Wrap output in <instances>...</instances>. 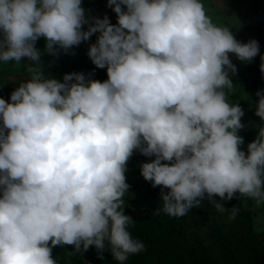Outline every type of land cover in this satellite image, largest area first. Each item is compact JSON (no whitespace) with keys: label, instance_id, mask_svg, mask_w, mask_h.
<instances>
[{"label":"clouds","instance_id":"clouds-1","mask_svg":"<svg viewBox=\"0 0 264 264\" xmlns=\"http://www.w3.org/2000/svg\"><path fill=\"white\" fill-rule=\"evenodd\" d=\"M106 6L116 24L87 17L81 0H0V62H31L28 79L0 97V264H57L56 245H73L70 254L107 246L120 264L143 251L124 211L134 149L155 157L140 172L162 186L157 211L184 216L205 194L230 218L239 209L223 201L236 194L264 205V89L247 153L244 111L229 99L237 71L229 53L250 62L258 41L237 40L204 0ZM96 32L87 55L106 66V80L45 74L44 51H67ZM259 67L264 74V54Z\"/></svg>","mask_w":264,"mask_h":264},{"label":"rangeland","instance_id":"rangeland-1","mask_svg":"<svg viewBox=\"0 0 264 264\" xmlns=\"http://www.w3.org/2000/svg\"><path fill=\"white\" fill-rule=\"evenodd\" d=\"M206 1L204 0L205 6L214 22L231 26L230 31L241 42L255 39L259 44V52L250 62L240 61L234 54L229 53L230 59L237 68L234 75L230 73L234 86L229 91V99L231 102L239 103L244 111L241 122L245 126L238 130V134L244 139L239 147L247 153V144L255 139L258 131L256 125L261 123L260 117L255 115V101L259 99L256 95L257 90L264 89V74L259 67L261 54H264V19L258 14L264 15V0L261 2L231 0L239 9L233 16H229L228 12L217 10L214 6L211 7L212 4H206ZM108 9L110 23L116 24L117 14L111 7ZM97 36L98 34H92L88 40L81 42L79 66L73 65L62 49L58 50L59 55L44 51L41 63L45 74L48 73L62 80L65 73L82 72L86 80H106V66L97 67L87 55L89 45L96 41ZM36 47L43 49L44 46L40 44ZM30 63L27 60L19 64L0 62V97L8 101L10 93L18 83L28 79ZM64 63L71 65L73 69L70 71L67 66V69L62 70ZM132 157L138 169L142 162L146 159L150 160V157H145L135 149ZM125 176L129 189L125 196L124 211L142 232L153 240L164 264H259L258 248L248 238L259 239L264 251V205L257 206L251 198L239 197V194H236L231 199L223 201L227 209L233 206L239 209L235 218H230L229 211H218L207 200V194H205V199L199 207H193L187 214L175 219L173 226L180 237L170 238L164 234L162 228L156 225V221L162 220L166 215L163 211H157L162 206V198L154 194L149 181L145 180L141 173L131 170L128 162ZM158 187L161 191L162 186L158 185ZM164 191L167 192L168 189L165 187ZM215 198L221 199L219 196ZM72 251L73 245L52 247V255L60 264H120L112 258L107 246L100 254L95 246L91 245L83 252L70 254ZM123 264L157 263L144 246L143 251L129 254Z\"/></svg>","mask_w":264,"mask_h":264},{"label":"trees","instance_id":"trees-1","mask_svg":"<svg viewBox=\"0 0 264 264\" xmlns=\"http://www.w3.org/2000/svg\"><path fill=\"white\" fill-rule=\"evenodd\" d=\"M253 1H255V0H253ZM257 7H259V6H257ZM103 16H104V14H99V15H97L95 17L103 18ZM91 17H94V16H91ZM108 17H109V21H110L111 20L110 15ZM98 35H99V33H98ZM35 43H36V45L42 44L44 46L45 39L43 37H40V38L37 39V41ZM59 53L60 52L58 51L57 54L59 55ZM67 66H68V69H70V71H71V69H73L71 65H69V64L67 65L66 63L63 64L61 69L62 70L63 69H67ZM154 158H155L154 155L152 157H150V159H154ZM127 162H128V164H129V166H130L132 171H134L136 173H138V172L141 173L140 169H138L135 166V163H134V160H133L132 156L128 159ZM149 184L152 186L154 194L156 196L161 197V195H160L161 191H160L158 185L154 187L152 185L151 181H149ZM176 218H177V216H169V215L166 214L162 220L156 221V225L158 227L162 228V230L164 231V234L167 237L178 238V237H180V234H179V232H176V230H175V228L173 226V223H174ZM247 229H249V227H247ZM129 231H130V233H131V235H132V237L134 239H139V240H141L144 243V246L146 247L148 253L152 256L153 260L157 264H164L163 260L161 259V253L157 249L156 245L153 243V240L149 236L144 234L142 232V230L140 229V227L135 222H133L132 224L129 225ZM248 240L256 244V246L258 248L259 264H264V251L262 249L261 241L259 239L255 238V237H249ZM57 264H60L58 262V260H57Z\"/></svg>","mask_w":264,"mask_h":264},{"label":"crops","instance_id":"crops-1","mask_svg":"<svg viewBox=\"0 0 264 264\" xmlns=\"http://www.w3.org/2000/svg\"><path fill=\"white\" fill-rule=\"evenodd\" d=\"M255 1L261 2L262 0H255ZM216 2L218 5H220V7H218V9L224 13L228 12L229 16H233V14H236L237 11H239V9L235 6L234 3L231 2V0H216ZM216 2H215V0H207L206 4H212L211 7L214 6L217 9ZM81 3L85 9V15L87 17H91V16L95 17L99 14H104V15L107 14V16L110 15V11L108 9L110 7L106 6L107 0H81ZM258 14L262 15V17H263L262 19H264L263 14H261V13H258ZM89 23H91V20H89ZM87 27H88V24L82 25V28L84 30H87ZM96 34H98V32L93 33V35H96ZM82 41H84V40H82ZM81 42L79 43V46H80Z\"/></svg>","mask_w":264,"mask_h":264},{"label":"built area","instance_id":"built-area-1","mask_svg":"<svg viewBox=\"0 0 264 264\" xmlns=\"http://www.w3.org/2000/svg\"><path fill=\"white\" fill-rule=\"evenodd\" d=\"M250 1H252V0H250ZM63 52L68 55V57L70 58V61L73 65H76V66L80 65L79 44L73 45L67 51L63 50Z\"/></svg>","mask_w":264,"mask_h":264}]
</instances>
